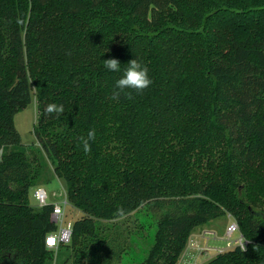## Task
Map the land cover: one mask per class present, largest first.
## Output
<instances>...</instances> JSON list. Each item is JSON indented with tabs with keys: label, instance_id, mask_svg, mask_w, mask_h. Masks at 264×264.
Masks as SVG:
<instances>
[{
	"label": "trees",
	"instance_id": "16d2710c",
	"mask_svg": "<svg viewBox=\"0 0 264 264\" xmlns=\"http://www.w3.org/2000/svg\"><path fill=\"white\" fill-rule=\"evenodd\" d=\"M134 58L153 83L112 99ZM33 93L37 141L81 212L61 264L110 263L102 222L121 208L153 228L143 254L115 251L124 263L178 264L196 228L230 214L246 250L204 264H264V0H0V264H49L58 229L54 204L30 205L43 163L15 128Z\"/></svg>",
	"mask_w": 264,
	"mask_h": 264
},
{
	"label": "rangeland",
	"instance_id": "374dc122",
	"mask_svg": "<svg viewBox=\"0 0 264 264\" xmlns=\"http://www.w3.org/2000/svg\"><path fill=\"white\" fill-rule=\"evenodd\" d=\"M33 101L22 111L18 112L15 115V128L21 135L22 144L29 151L33 150L38 154V157L43 163V176L39 183V186L44 187V189L48 192V204H62L67 195V186L65 182L58 178L54 174V167L52 160L46 155V153L40 147V144L37 141L34 127L38 120V105L36 102V97L33 93ZM29 202L33 207L38 206V202L34 197V190L32 189L29 194ZM158 216V213L154 214V217ZM81 217V212L70 204L66 206V218L68 222L73 223L75 220ZM149 220V214L146 208H142L126 217H122L120 219H116L113 221H103L102 223L105 226H112V246H114L113 253L110 254V263L106 264H134L133 262H123L122 258L119 259L115 255V251L125 250V251H133L135 254H143L142 252L148 249L150 246V236L152 238V227L147 228V224H143V222H147ZM236 222L239 225L238 220H236L232 215L227 214L220 218H217L207 225L203 227H199L198 229H204L206 227H211L215 230L216 234L220 236L218 239L215 235V239H210L208 242L212 246H221L225 247V243L227 242L226 238V230L230 223ZM198 233V230L196 231ZM239 237V233H234L231 237V240H235ZM208 238H211L209 235ZM217 238V239H216ZM189 241L187 246L188 250L184 257L189 258L188 260L180 259L178 264H204L210 259H212L215 255L214 252H209V257H204L200 248L205 247L206 240L199 241ZM205 241V242H204ZM70 251H66L65 249L57 250L52 249L51 254L49 256V264H61L62 258L61 256H65ZM132 256V255H131Z\"/></svg>",
	"mask_w": 264,
	"mask_h": 264
},
{
	"label": "clouds",
	"instance_id": "9594fccd",
	"mask_svg": "<svg viewBox=\"0 0 264 264\" xmlns=\"http://www.w3.org/2000/svg\"><path fill=\"white\" fill-rule=\"evenodd\" d=\"M103 66L112 72L121 71V62L117 58H110L103 60ZM153 81L149 77V69L146 65H142L137 59H131L127 63V67L123 69V75L116 81L115 89L112 99L118 100L123 94L127 99H133V93L140 95L147 89ZM45 114L53 115L59 118L64 113V105L49 103L45 105ZM96 138L95 129H89L87 135H81L78 139V146H82L85 153L91 151V142ZM121 217L124 216V210H118ZM246 250V249H244Z\"/></svg>",
	"mask_w": 264,
	"mask_h": 264
},
{
	"label": "built area",
	"instance_id": "2783aa9c",
	"mask_svg": "<svg viewBox=\"0 0 264 264\" xmlns=\"http://www.w3.org/2000/svg\"><path fill=\"white\" fill-rule=\"evenodd\" d=\"M34 197L38 202V206L42 207L48 204V192L44 189L42 186H37L34 189ZM69 205L67 196L62 204L55 203L53 212H52V221L57 225L58 229L55 233L49 235L46 238V245L51 249H58L60 244H68L71 240L72 235V224L68 222L66 218V206ZM234 233H239V237L235 240H231V237L234 235ZM226 238L227 242L225 243V247L221 246H212L208 242L207 238L206 245L203 248H200V250L203 253L204 257H209V252H214L215 255L221 254L226 252L227 250L233 249L235 247H240L241 249H246L248 245V240L244 238V236L241 234L239 226L236 222H232L228 225L226 230ZM53 240L54 243L49 244V240ZM211 239H215V235H211ZM214 255V256H215Z\"/></svg>",
	"mask_w": 264,
	"mask_h": 264
},
{
	"label": "crops",
	"instance_id": "0c3cea01",
	"mask_svg": "<svg viewBox=\"0 0 264 264\" xmlns=\"http://www.w3.org/2000/svg\"><path fill=\"white\" fill-rule=\"evenodd\" d=\"M205 226V225H203ZM200 226V227H203ZM199 228V227H198ZM196 228L195 231L192 233V235L190 236V242L193 241L192 239H194V241H197L199 243V241H203V240H207V238L209 237V235L211 236L212 234L216 235L217 238L219 239L220 236H218L215 232L214 229H212L211 227H206L204 229H198ZM198 230V233H196V231ZM216 238V239H217ZM211 239V238H210ZM210 239H208V241H210ZM221 239V238H220ZM205 242V241H204ZM206 243V242H205ZM189 244V243H188ZM188 246V245H187ZM188 248L186 247L185 251L183 252V254L181 255L180 259H184V260H188L189 258L184 257V255H186ZM179 259V260H180Z\"/></svg>",
	"mask_w": 264,
	"mask_h": 264
},
{
	"label": "snow or ice",
	"instance_id": "6c2138e0",
	"mask_svg": "<svg viewBox=\"0 0 264 264\" xmlns=\"http://www.w3.org/2000/svg\"><path fill=\"white\" fill-rule=\"evenodd\" d=\"M48 242H49V244H52V243H54V241H53V240H51V239H50Z\"/></svg>",
	"mask_w": 264,
	"mask_h": 264
}]
</instances>
